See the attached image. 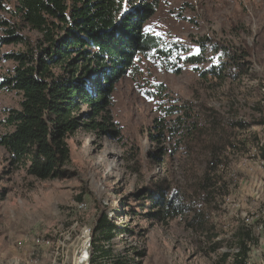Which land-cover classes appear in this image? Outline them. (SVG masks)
<instances>
[{
    "label": "rangeland",
    "instance_id": "1",
    "mask_svg": "<svg viewBox=\"0 0 264 264\" xmlns=\"http://www.w3.org/2000/svg\"><path fill=\"white\" fill-rule=\"evenodd\" d=\"M157 3L143 28L157 38L156 49L139 56L135 69L116 84L108 107L111 132L81 129L67 139L68 174L39 180L25 166L11 165L0 145V264H52L56 245L64 252L56 264H71L79 229L89 225L93 230L103 215L116 231L110 241L96 240V232L92 255L101 247L111 253L91 264H242L246 255L237 256L239 242L255 237L236 217L240 211L223 205L222 198L232 195L243 211L264 205V189L255 200L241 195L264 182L259 163L264 160V0ZM229 54L238 67H228ZM12 65L0 61V74ZM221 65L220 76L200 73ZM157 84L164 89L161 99L144 93ZM19 99L13 91L0 90V119L4 109L18 108ZM175 105L204 114V130L210 119L219 123L222 143L216 159L196 156L178 136L150 139L158 121L164 118L168 125L170 116L162 108ZM231 174L241 183L232 182ZM206 175L210 183L203 180ZM203 183L208 188H201ZM158 188L177 190L195 203V220L204 227L188 226L195 213L157 221L146 196Z\"/></svg>",
    "mask_w": 264,
    "mask_h": 264
},
{
    "label": "trees",
    "instance_id": "2",
    "mask_svg": "<svg viewBox=\"0 0 264 264\" xmlns=\"http://www.w3.org/2000/svg\"><path fill=\"white\" fill-rule=\"evenodd\" d=\"M157 5V0H15L11 4L0 0V61L13 64L0 74V90L20 96L18 108L4 109L0 119L4 128L0 145L11 165L25 166L27 174L39 180L62 178L69 173L65 168L67 139L73 133L81 129L111 132L108 107L116 84L135 69L139 56L158 45L157 38L143 29ZM5 46L19 48L5 51ZM227 59L228 67L239 66L231 54ZM196 60L187 58L192 63ZM224 71L221 65L200 73L215 77ZM143 91L150 98L161 99L164 89L157 84ZM82 106L87 107L86 112H81ZM162 113L170 116L168 125L164 118L158 121L150 139L163 140L167 133L178 136V142L186 141L196 156L216 159L222 143L219 123L210 119V128L204 130L208 120L188 105L164 106ZM162 151L159 149L164 154ZM204 179L210 183V177ZM200 186L208 188L204 183ZM146 199L155 208L157 221L195 213L188 226L204 227L202 220H195L199 213L195 203L177 190H151ZM115 231L103 215L97 218L93 235L99 232L96 240L110 241ZM239 245L237 256L244 258L247 248L243 241ZM110 253L101 247L91 261Z\"/></svg>",
    "mask_w": 264,
    "mask_h": 264
},
{
    "label": "built area",
    "instance_id": "3",
    "mask_svg": "<svg viewBox=\"0 0 264 264\" xmlns=\"http://www.w3.org/2000/svg\"><path fill=\"white\" fill-rule=\"evenodd\" d=\"M260 165H264V160L259 161ZM231 180L235 183H241L242 179H238L233 174H231ZM260 189H256L252 192L251 195H246L247 197L251 196L255 199L259 198L263 194L264 182H260ZM255 194V195H254ZM261 194V195H260ZM242 195V194H241ZM254 195V196H253ZM223 205H227L228 208H235V210L240 211L239 215L236 216L240 220H243L247 227L251 228L254 235L255 241H246L245 247L247 248L246 257L243 260L242 264H264V205L259 211L256 209L248 208L250 210L243 211L242 206H239V203L234 204V198L232 195L227 194L223 198ZM264 199V198H263ZM262 199V201H263ZM79 207H84V203L81 202ZM229 213H231L229 211ZM92 245H93V230L89 225H83L79 229V244L76 246L73 252V258L71 264H91L92 254ZM62 246L56 245L52 248L51 255L53 257L52 264H56V261L63 257ZM75 254V256H74Z\"/></svg>",
    "mask_w": 264,
    "mask_h": 264
},
{
    "label": "crops",
    "instance_id": "4",
    "mask_svg": "<svg viewBox=\"0 0 264 264\" xmlns=\"http://www.w3.org/2000/svg\"><path fill=\"white\" fill-rule=\"evenodd\" d=\"M246 190V189H245ZM252 191H250L249 189H247V191L242 192V196L245 195H251ZM262 201V200H261ZM263 206V205H262ZM251 208V207H250ZM255 209H257L256 207H254Z\"/></svg>",
    "mask_w": 264,
    "mask_h": 264
},
{
    "label": "snow or ice",
    "instance_id": "5",
    "mask_svg": "<svg viewBox=\"0 0 264 264\" xmlns=\"http://www.w3.org/2000/svg\"><path fill=\"white\" fill-rule=\"evenodd\" d=\"M145 31H149V29L146 28Z\"/></svg>",
    "mask_w": 264,
    "mask_h": 264
}]
</instances>
